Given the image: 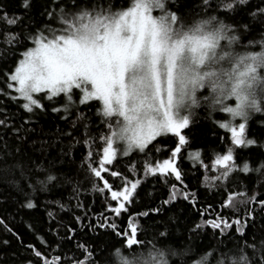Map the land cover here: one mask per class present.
I'll use <instances>...</instances> for the list:
<instances>
[{
  "label": "snow or ice",
  "instance_id": "1",
  "mask_svg": "<svg viewBox=\"0 0 264 264\" xmlns=\"http://www.w3.org/2000/svg\"><path fill=\"white\" fill-rule=\"evenodd\" d=\"M249 3L199 0L200 14L187 21L180 7H169L175 6L176 0H128L127 5L117 0H40L38 18L31 14L37 0H19L20 11L9 10L0 2V63L7 66L0 70V97L17 103L28 114L17 127L9 113L0 108V128L10 129L20 139L22 129L33 131L26 127L33 116L63 112L59 118L67 123V117L74 114L71 127L78 136L62 133L72 141L62 153L70 157L74 145L85 147L81 168L95 178L92 189L103 201V211L92 213L90 206L80 202L79 189L73 185L75 207L81 215L72 219L81 229L87 223L93 235L86 241L77 239L76 227L57 220L51 210L46 209V215L55 226L49 223L47 232L55 240L45 239L29 225L44 251L34 243L25 247L40 264H168L165 250L139 238L145 234L139 218L154 217L180 201H187L202 217L189 231L195 234L207 226L219 240L192 264H264V236L243 239L248 235L249 221L255 223V209L250 205L264 209V199L255 193L249 196L244 191L228 190V181L237 171L264 174V161L254 169L247 159L236 163L237 149L258 143L247 135L251 115L264 113V31L258 40L247 38L252 23L264 26V6L247 10ZM246 10L248 21L236 19ZM254 47L259 51L250 50ZM200 90H206L207 95H198ZM92 104H98L95 117L103 129L96 135L91 134L89 115L79 111L80 106L91 111ZM201 105L209 119L217 111L230 117L225 122L212 120L230 133V144L223 153H214L211 168L216 174L202 181L222 193L221 211L214 213L208 211L213 208L211 204L203 211L197 208L198 193L189 188L178 163L183 157L208 168L203 164V149L191 147L195 140L194 108ZM236 118L238 124L234 123ZM169 135L172 147L158 140ZM97 141L103 145L102 153L92 151ZM259 146L264 148V143ZM134 152L144 156L141 166L132 162L126 169L128 175L113 170L118 157ZM153 154L166 155L153 161ZM149 176L167 187V197L156 206L147 205L144 211H130ZM24 179L32 182L27 183L31 191L24 193L22 206L34 209L37 204L32 192L36 187L46 191L49 185L59 186L60 177L37 164L35 173L30 170ZM65 182L72 183L68 178ZM47 203L65 210L59 200ZM240 205L247 206L243 217L236 214ZM229 209L233 210L232 218L222 215ZM0 226L20 240L2 219ZM229 230L241 237L231 248L221 239ZM64 245L73 246L72 255L48 251L55 253Z\"/></svg>",
  "mask_w": 264,
  "mask_h": 264
},
{
  "label": "trees",
  "instance_id": "2",
  "mask_svg": "<svg viewBox=\"0 0 264 264\" xmlns=\"http://www.w3.org/2000/svg\"><path fill=\"white\" fill-rule=\"evenodd\" d=\"M3 4L7 5L9 10L20 11L18 8L19 0H0ZM119 4L127 5L128 0H117ZM40 0H37V6L32 10V15L39 17ZM199 0H176L175 7H180L181 12L184 13V18L187 21H191L200 14L198 8ZM257 6L262 5V0H250L247 6V10H252ZM247 10L237 15L236 19H243L248 21ZM154 15H159V12H154ZM252 30L247 34V38L259 39L261 31H264V26L258 22L252 23ZM246 43V40H245ZM240 49L237 48V51ZM250 50L259 51L258 47H254ZM11 61H9V64ZM7 66L0 63V70ZM0 87H3L0 84ZM198 95H207L206 90H200ZM46 104L48 102H45ZM234 103V101H229ZM98 104H92L91 111L80 106L79 111L85 112L89 115L92 121V135H96L97 132L103 131L99 126V121L95 117V109ZM0 108L5 109L11 119V123L15 126H20L23 120L28 118V114L24 113L22 109L18 107L17 103L9 101L6 97H0ZM75 110H73L74 113ZM59 115H64L61 112ZM56 113L39 114L31 117V123L26 127L33 129V131L25 132L21 130L20 139H17V134L10 129L0 128V219L5 221L8 227L12 229L19 237L17 240L15 236L7 232L3 226H0V264H26L28 260H32L33 264H40L38 259L32 254V252L25 247L28 243H34L37 248H41L38 241L35 240L33 231L29 230V225L32 229L45 239L55 240L50 232H47L49 223L51 222L46 215V209L51 210L56 215L57 220H62L65 224H68L77 229V239L87 240L93 233L87 229V223L83 229L80 226L73 223L74 215H81L79 209L75 207L76 198L73 196V185H77L79 191L77 193L79 200L86 207H91V212L103 211L102 197L92 189L91 181L95 180L91 177L83 168H81V159L86 149L80 144L74 145L72 148V156L65 157L62 153V149L67 150L68 145L72 141L62 133L72 132L73 136H78V133L73 131L71 123L76 119L74 114H70L67 117V123L65 120H61ZM230 117L226 113L214 112L212 119L207 116V111L203 105L194 108L193 120L195 125L192 131L195 134V140L191 144L192 148L203 149V164L208 165L207 170L190 159L183 157L178 159V163L181 169L186 174V183L190 189L195 190L198 193L197 208L201 211L204 210V206L207 204L213 205L209 212L221 211L219 204L222 200V193L218 191L217 187L209 189L202 183L205 176H211L216 174L211 168V162L214 158V153H223L226 147L230 144V133L226 129H220L218 126L212 123V120L221 122L228 121ZM261 121H264V113H253L248 122L247 135L249 137H255L258 141L257 145L249 146L248 148H239L236 150V163L240 164L243 160L249 161L251 168H256L262 161H264V148L259 145L264 143V127L261 126ZM234 123H239V118H236ZM223 137V139H221ZM161 143L174 146L173 138L171 135L158 138ZM103 145L97 141L96 147L92 149L94 153H102ZM166 154H153L152 159H163ZM187 151L185 150V156ZM98 158V157H96ZM144 160V156L138 152L130 154L128 157H118L113 170H120L128 175L126 172L127 167L132 162H135L137 166H141ZM37 164L42 165L45 168H50L53 174L60 177L58 185H49L46 191H41L39 186L36 187V191L32 192V198L34 199L37 207L34 209H28L23 207L25 202L24 193L31 191L27 187L28 182L24 177L29 175L31 170L35 173V166ZM23 172V176L21 173ZM65 178L72 181L71 184L65 182ZM110 182H113L111 178L107 177ZM130 179L135 178L129 176ZM116 185L120 184L119 180H115ZM229 191H244L249 196L255 193L259 199H264V174L261 172L250 171L244 173L237 171L231 175L228 181ZM151 191L153 195L148 197L147 192ZM140 195L136 198V202L130 207V211H144L146 206L156 204L167 197V187L156 178L151 176L143 182V186L139 189ZM59 200L65 205V210L61 211L55 204H49V201ZM245 205L239 206V212L237 215L243 217L245 211ZM255 209V223L249 221L251 225L248 229V235L243 239L250 240L253 235L259 239L264 236V209H261L258 205L253 203L250 205ZM227 218H232L233 210H224L222 212ZM171 217V219H169ZM211 218V217H207ZM202 217L197 213L196 208H192L187 201H180L175 205H168L165 210L155 215L154 217H140V223L144 228V233L139 236L141 240L152 241L156 247L166 251V259L168 264H192L193 261L199 260L204 253L208 250V246L211 244H217L219 240L214 236L213 230L205 226L201 231L193 234L189 231L192 227V223L199 222ZM157 232H167L169 235L165 237H159ZM63 235V230H61ZM227 244L229 248L237 244L241 240V237L229 230L225 237L221 238ZM7 240L5 244L3 241ZM72 245H64V248L57 250V252L51 254H64L70 256L73 254ZM173 253H176L173 255ZM79 256L80 253H75ZM259 259V256L256 257Z\"/></svg>",
  "mask_w": 264,
  "mask_h": 264
}]
</instances>
